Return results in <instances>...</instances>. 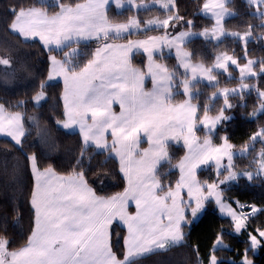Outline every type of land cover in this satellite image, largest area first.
<instances>
[{
  "label": "snow or ice",
  "instance_id": "6c2138e0",
  "mask_svg": "<svg viewBox=\"0 0 264 264\" xmlns=\"http://www.w3.org/2000/svg\"><path fill=\"white\" fill-rule=\"evenodd\" d=\"M110 2L111 0H98L93 3L90 0L88 4H77L75 7L57 4L60 10L52 16H49L47 11L34 6L19 7L18 11L11 10L14 19L10 28L25 39L39 38L48 48L52 45L61 48L74 38L76 40L96 38L107 41L112 30L119 33L128 31L131 27L139 28L140 22L135 18H131L126 24H110L105 8ZM127 2L134 4L135 0H127ZM154 2L166 10H171L175 6V0H154ZM245 3L249 7H254L257 16L264 20V0H245ZM115 6L121 8L122 0H115ZM136 6L143 7L142 4ZM203 9L212 14L214 25L210 30L205 29L199 35L205 38L210 36L216 40L226 34L238 37L245 53L244 58H247V43L252 37V26H249L248 31L243 34L226 33L223 21L226 16L234 14L229 12L227 0L205 3ZM178 20H183V17L168 16L163 20L147 21V24H158L167 29L169 26L176 27L175 22ZM185 23L189 28L193 27L191 20ZM192 35L195 33L181 31L171 38L167 35L161 38L149 37L144 41H128L124 45L105 42L102 47L96 49L94 57L79 69L69 60L76 49L71 53L65 52L64 60H57L55 56L50 57L53 71L49 73L48 79L51 80L54 76H62L64 79V107L67 120L63 122V128L68 129L78 125L83 144L85 146L94 144L100 150L109 147L105 133L111 130L113 138L111 149L120 156V170L127 176L129 187L124 193L110 198L97 196L89 187L83 172L67 177L57 176L51 167L41 172L37 165V157L33 154L28 159L35 178L30 199L35 226L26 244L14 251L9 250L10 242L7 238L0 237V264H129L133 257L167 251L171 246L183 241L185 237L182 228L190 223L186 219L187 210L190 209L191 216L196 218L204 208V201L213 196L216 197L217 203L223 204L217 191L219 184L234 181L240 175L247 176L249 180L254 178L249 172L231 171L233 154L230 151L232 146L227 143V137L223 138L222 147H214L208 137L201 145L194 146L193 117L196 106L191 103V96L192 81L196 80L198 73L212 82L216 81L213 71L228 72L229 64L239 68L240 88L222 89L224 109L221 110L220 115L210 118L206 111L204 119L200 121L211 133L221 121L232 119L223 114L232 107L228 102L229 95L255 87L244 81L250 76L258 75L253 71L257 61L248 60L243 67H240L236 58L221 53L216 57V62L211 68H205L202 64L182 63L186 72L191 71V79L185 75L180 82L189 100L176 106L170 105L175 74L169 73L166 67L160 65H156V70L153 71L152 49L148 47L149 43L154 44L158 39L166 40L170 46L176 45L177 55L180 56L181 45ZM133 48H143L148 53L149 74L153 79L152 91H144V73L131 67L128 54ZM114 49L119 50L122 59L114 58L112 55ZM188 56V53H183L185 59ZM259 63L260 72L264 73V61ZM0 65H10V60L0 58ZM40 88L41 91L33 98L37 105L46 99L43 90L45 85L41 84ZM256 91L258 98L261 99L258 111H264V91L259 89ZM23 103L24 101H20L19 105ZM114 103H118L121 108L118 116L111 111ZM4 113V106L0 105V134L10 137L17 146L22 147L25 130L21 115ZM89 113L91 123H88ZM177 129H179L178 135L184 138L189 154L179 164L181 177L175 189L169 188L164 191L157 178L156 169L161 161L168 158L167 142L170 138H177ZM140 132L147 135L150 147L143 153H137L140 156L139 160H133V151ZM251 139L264 140V129L255 133ZM244 151H247V147ZM224 156L227 157V165L222 164ZM209 162H214L217 175L221 174V169L228 172L224 180H219L218 183H201L196 179V169ZM258 164L259 171L264 172V151L259 154ZM184 189L187 191L188 203H184L181 197V191ZM161 192L163 195L160 194ZM129 200L135 201L137 211L134 215L126 211ZM257 212H264V209L251 206V212L244 214L229 207L228 214L234 222L235 232L240 233L241 230L246 229L249 215H255ZM116 218L127 225L128 237L125 241L127 251L123 260L117 258L110 245L108 228ZM249 242L251 250L264 247V229H256L255 234L250 232ZM218 245H223V240L219 237L214 249ZM249 249L245 250L241 264H252L247 258ZM209 264H220V262L212 254L209 256Z\"/></svg>",
  "mask_w": 264,
  "mask_h": 264
},
{
  "label": "trees",
  "instance_id": "16d2710c",
  "mask_svg": "<svg viewBox=\"0 0 264 264\" xmlns=\"http://www.w3.org/2000/svg\"><path fill=\"white\" fill-rule=\"evenodd\" d=\"M50 1L0 0V58L10 60V65H0V104L6 111L22 114L25 130L22 147L17 146L8 137H0V225H3L0 227V237H6L10 242L9 250L24 245L34 225V212L30 205L33 175L29 156L35 154L40 169L51 167L55 172L64 175L83 172L87 182L99 194L120 193L125 186V179L113 156L107 155L106 151L97 150L92 145L85 146L77 131L66 130L57 124V121L64 116L61 100L62 84L58 80L45 82L49 65L48 53L52 51L60 57L66 47L60 50L47 49L37 38L25 39L10 28L14 19L12 9L18 11L19 7L39 6L51 14L59 7L56 6L57 3ZM76 1L78 0L58 2L73 4ZM201 1L175 0V6L171 10H161L153 6L138 10L137 14L149 18L155 15L164 16L174 11L183 17V20H178L182 27H188L185 21L191 20L193 22L191 28H199L210 23L209 18L199 13ZM227 5L234 14L224 20V28L244 31L252 26V37L247 43V56L257 57V65L261 66L259 62L264 61V43L261 38L264 26L260 23L261 19L252 12V7H249L245 0H228ZM131 12L130 7H125L121 11H116L113 7L107 9L108 19L112 21H125ZM184 47L189 51L193 61L206 65L214 61L218 52H229L238 57L239 61L244 60L242 43L232 36H225L219 41L195 37L185 42ZM168 58L170 61L173 59ZM173 69H178L175 63ZM214 73L219 79L215 85L203 82L193 84V89L197 90L193 100L197 103V110L200 112L205 110V102L211 100L208 95L213 90L218 87L233 86L241 81L233 76L226 77L222 72ZM254 83V88L228 97V102L232 105L229 110L235 112V118L228 122L223 120L213 136V140L217 142V135H225L235 148L253 144L246 155L234 157L236 168L250 166L254 163L251 158L252 151L264 150V140L251 139L259 129H264V111L251 115L261 103L256 89L264 91V73L257 75ZM41 84L45 85L43 90L46 99L35 105L32 98L41 90ZM20 101L24 103L19 105ZM223 101L224 98L218 97L212 103L217 106ZM30 114L36 118L34 123L28 120ZM199 131L198 129L197 132ZM82 152L83 156H81ZM183 152L181 145H168V159L161 163L156 171L164 191L174 186L177 173L172 168ZM198 178L200 181H210L213 179V174L209 175L208 170L201 169L198 171ZM222 192L230 203L237 201L264 209V175L254 176L252 180L239 177L223 188ZM231 227L230 219L219 214L213 204L207 202L199 218L192 224L183 226L185 237L183 241L171 246L167 251L135 257L129 261V264H161L160 260L164 262V259L168 261L169 258L171 259L164 264H208L211 252L218 257L220 264H241L245 250L249 249L247 248L248 232L264 228V212L249 215L246 230L239 235L233 234ZM123 234L124 229L117 225L111 234V244L118 256L122 255ZM217 237L227 243V247L213 249V242ZM250 250L247 255L254 259L255 264H264V247H259L255 254Z\"/></svg>",
  "mask_w": 264,
  "mask_h": 264
},
{
  "label": "rangeland",
  "instance_id": "374dc122",
  "mask_svg": "<svg viewBox=\"0 0 264 264\" xmlns=\"http://www.w3.org/2000/svg\"><path fill=\"white\" fill-rule=\"evenodd\" d=\"M58 1L59 0H51L50 3H57V4H59ZM89 2H90V0H81L79 2H76L73 5L72 4H63V5L75 7V5H77V4H88ZM91 2L95 3V2H98V0H91ZM210 2H214V0H202L201 1V6L199 8V13L202 14L203 16H206L207 18L210 19V23L207 26L206 25H203V26H201L199 28L182 27V25L180 24V22L179 21H176L175 22L176 23V27L173 28V27L169 26L167 29H164V28L160 27L158 24H151V25H149V24H147V21L156 20V19L163 20V19L167 18L168 16H175L177 14L174 11L173 12H168L164 16L155 15V16H152V17H149V18L140 17V15L137 14V11L138 10L150 8V7H153V6L158 7L161 10H166L163 7H161L160 4L155 3L154 0H135V3L134 4H129L127 2V0H122V7L119 8V9L115 6V0H111V2L108 5L105 6V8H106V14H107V9L109 7H113L116 11H121L125 7H130L132 9V12L127 16V19L125 21H121V20H119V21H115V20L112 21V20H109L108 19L109 20V23L110 24H113V25L114 24H126V23H128V21L131 18H135V19H137L140 22L139 28L131 27V28H129L128 31H122V32H119V33H116L115 30H112V31L109 32V38H108L107 41H105L103 39H99L98 40L96 38L80 39V40H76L74 38L72 41L66 42L65 45H63L61 48H56L55 45H52L50 48H53L55 50H60L63 47H66V49H64L62 51V55L60 57L56 56L55 53L52 52V51L48 53L49 65H48V74H47V78H46L45 82H51V81H56V80L60 81L61 84H62V88H63V90H62V99L64 101L65 86H64V79H63V77L62 76H54L53 79H51V80L48 79L49 73L53 71V66H52V62L50 60V57L51 56H55L57 58V60H64L65 59L64 53L65 52L71 53L73 49H76V52L71 57H69V60L72 62L73 66H75L77 69H79V68H82L85 64H87L88 60H90V59H92L94 57V53H95L96 49L98 47H102L105 42L111 43V44H115V45H124V44H127L128 41H144V40H148L149 37L161 38V37H165L167 35L169 38H171V37L176 36L181 31H190L192 33H195V35L189 36L185 40V42H187L188 40H190L192 38H195V37H199V38H203V39H208V40H212V41H219V40H221L225 36H231V35L226 34V35L222 36L219 40H216V39H213L210 36L208 38H205V37L199 35V33L203 32L205 29H209L210 30L213 27V25H214V18L212 16V14L210 12L205 11L203 9V5L205 3H210ZM227 2H228V0H227ZM141 4L143 5V7H137L136 6V5H141ZM227 7H228V5H227ZM173 8L174 7H172L171 9H173ZM228 9H229V12L230 13H233V11L229 7H228ZM252 12L254 14H256V9L254 7H252ZM54 14L55 13H51V14L48 13L49 16H52ZM229 16H231V15H229ZM229 16H226L225 19L227 17H229ZM107 18H108V14H107ZM260 23L264 26V20H261ZM223 24H224V21H223ZM225 31H226V33L239 32V33L243 34L246 31H248V29L247 30H244V31L226 30L225 29ZM136 34H138L139 36H136ZM261 37H264V32L261 34ZM235 38L239 39L238 37H235ZM184 43L181 45V55L180 56L177 55L176 45L173 44V45L170 46L167 43L166 40L158 39L157 41H155L154 44L153 43H149V45H148V47L150 49H152L151 64H152L153 71L156 70V67H155L156 65H160V66L166 67L169 73H174L175 74L174 77H173L172 96H171V99H170V105H172V106L180 105V104L184 103L185 101L189 100V96H187V95L184 94L183 88H182L180 82L184 79L185 75H187L188 78L191 79V71L188 70L186 72V70L182 67V63L188 62V63L194 64V65H196V64H202L205 68H211L215 64V62H216V57L218 55H220L221 53H227L228 55L233 56L234 58H236L238 60V57L232 55L229 52H218L215 55L214 61L210 65H206V64H203L201 62H195V61H193L190 58V53L184 47ZM262 43H264V39H262ZM90 47H92L93 49L90 50L89 49ZM46 48L47 49H50L48 47H46ZM87 50H88V52H87ZM89 50H90V52H89ZM185 52L189 54V56H188L187 59H185L183 57V53H185ZM87 53H88V55H87ZM112 55L116 59H122V54L117 49H114L113 50ZM168 57L173 58L172 61H170ZM243 57H245V53H243ZM128 58H129L131 67H133L135 69H139L141 72L144 73V78H143V89H144V91H152L153 90V79H152V75L149 74V64H150V61H149L148 53L145 52L143 48H133L129 52ZM248 60L258 61V58L257 57H254V56H247V58H244L243 61H239L238 60V63L240 65V67H243L244 64H246ZM174 63L178 66V69H173ZM260 67L261 66H259L257 64L253 66V71H255L258 75L261 74ZM214 72H222V73H224L226 75V77L233 76V77H236V78H238V79L241 80L239 68H237L234 65L229 64V66H228V72H224L223 70H215V71H213L212 74L216 77V81L210 82L205 76H203V75H201V74L198 73L196 80L192 81V85L195 82H203V83L208 84V85H215L219 79H218L217 75ZM229 73H230V75H229ZM256 77L257 76H255V77H251L250 76V77H248L244 81V83H247L250 86H252V85L255 86L254 80H255ZM240 82L237 83L236 85H233V86L218 87L216 90H213L208 95V98H210L211 100L209 102L208 101L205 102V104H206L205 105V110H203L202 112H200V111L197 110V103L193 100V95L196 94L197 90L195 91V89H193V86H192L191 103L196 106V113H195V116L193 117L194 134H195V140L193 141L194 146L201 145L203 143V140L206 137H208V138L211 139L212 145L214 147H222L223 146V144H224L223 138L225 137V135H217V138H216L217 142H215L213 140V136H215L216 131L219 130V127L222 125V121L214 129H212L211 133H209V129L206 128L203 124H201L200 121L204 119V116H205V112L206 111H207L208 117H210V118H214V117L220 115L221 110L224 109V101L222 102L221 105L214 106V104L212 103L213 100L216 99V98H218V97L224 98V96H223V94L221 92V90L224 89V88H228V89H239L240 88ZM249 89H246V90H249ZM246 90H244V91H246ZM40 91L41 90H39L38 92H40ZM38 92L35 94V96L38 94ZM214 93L216 95H214ZM240 93L241 92H238L236 94H240ZM233 95H235V94H233ZM35 96H33V98ZM33 98H32V101H33V104H35ZM35 105H37V104H35ZM260 106H261V103L257 107L256 111H254V113H251L252 116H254L258 112H260V111H258V109L260 108ZM228 110L229 109H227V110L224 111V113H223L224 116H226V115H228L230 113H233L235 115V112L234 111H232V110H229L228 111ZM111 111L113 113H115L117 116L120 115L121 108H120L119 104L118 103H114L111 106ZM15 113H19L21 115V117H23L20 112H16V111L10 112V111H6L5 110V113L4 114L7 115V114H15ZM28 120H29L30 123H34L36 121V118H35V116L33 114H30L28 116ZM66 120H67V117L65 115L64 116V119H60V120L57 121V124L60 125L63 128V126H62L63 125V122H65ZM22 121H23V118H22ZM88 123H91V119L90 120L88 119ZM198 129L200 130L199 132H197ZM66 130H69V131H78L80 133L81 138H82V134L80 132V129H79V126L78 125H73L71 128H68ZM260 130L261 129H259L258 131H260ZM178 133H179V129H177V138L176 139H171L170 138L168 140V142H167V152H168V145L169 144L181 145V147L184 150L182 156L173 165L172 170L176 171L177 178H176V181L174 183V186L171 189H175L176 184L180 180V177H181V171H180V168H179V164L184 159V157L189 154V149H188V147L184 143L183 136L178 135ZM1 136L2 137H8V136H6L4 134H0V137ZM8 138H10V137H8ZM105 139L107 140V144H108L109 147L103 149L102 151H106L107 155L113 156L116 159V161L119 164V170H120L121 169L120 156H118L116 154V152L115 151H112V149H111V146H112V143H113V138L111 136V130H109L108 132L105 133ZM82 140H83V138H82ZM227 143L232 146V144L228 140H227ZM89 145H92V146L95 147L94 144H89ZM117 147H119V146H117ZM149 147H150V144L148 142L147 135L145 133H143V132H140L139 133V140H138V143H137V145H136V147H135V149L133 151L132 159L133 160H139L140 159V156L137 153H143V151L146 150V149H149ZM246 147H247V151H244V149ZM251 147H253V144L252 143H249V144L245 145L244 147H240V148H235L233 146L231 147L230 151L233 154V159H232L233 167H232L231 171H233L235 173H245V172H249V173H252L253 174V177L254 176H258V175H264V172H260L259 171V164H258L259 154L261 153V151H264V150L252 151L251 158L254 161V163H251L250 166H245V168H236L235 167L234 157L235 156L246 155L248 152H250V150H251L250 148ZM97 150H100V149H97ZM166 160L161 161V163L165 162ZM160 164L157 165V169L160 166ZM222 164L223 165H227L228 164V160H227V157L226 156H224L222 158ZM30 168H31V165H30ZM157 169H156V171H157ZM201 169L202 170H208L209 175L212 173L213 174V179L210 180V181H208V180L200 181L199 178H198V171L201 170ZM44 170L45 169H40L41 172H43ZM31 171H32V169H31ZM210 171H211V173H210ZM120 172H121V170H120ZM220 172H221V174L220 175H217V169L215 167L214 162H209V164H207V165H201L199 168H197L195 175H196V179L198 181H200L201 183H213V182H217L218 183L219 180H224V178L228 175V172L227 171H224L223 169H221ZM54 173L57 176H61V177H67V176L72 175V174L62 175V174L56 173L55 171H54ZM121 174L123 175V177L125 179V186H124V189L120 193H114V194H99V193H97L95 191V189L93 188L92 185H90L88 182L87 183H88L89 187H91L94 190V192L96 193L97 196L104 197V198H110V197H113V196H116V195H119V194L124 193V191L129 187V183H128L127 176L123 172H121ZM206 174H207V172H206ZM210 177H212V176H210ZM239 177H245V178H247V176H243V175L238 176V178ZM33 178H34V176H33ZM234 181H228V182H226L224 184H219V188H218L217 191L219 192L220 199L223 202L222 205L220 203H217L216 197L213 196V197L207 199L206 201H204V208L200 211V213H198V216L196 218H193L191 216L190 209L187 210L186 219L190 223L189 224H186V225L192 224L193 223V220L195 222L199 218V216L201 215V213L203 212V210L205 209L207 202H211L219 214H221L222 216H226V217H228L230 219V221L232 223V227H231L230 230H231V232L233 234L239 235L243 230H246V229H243V230H241L240 233H236L235 232V225H234V222H233L231 216L228 214V208L230 207L233 211H237V212L242 211L244 214H249L251 212V205H244V204L239 203L237 201H234V203H230L229 201H227L225 199V197L223 196V192H222V189L223 188H225L226 186H228L229 184H231ZM34 186H35V178H34ZM34 186H33V190H34ZM167 190H165V191H167ZM160 194L163 195V192H161ZM205 195H206V192H205ZM181 197L183 198L184 203H188V196H187L186 189H184V190L181 191ZM192 206L193 207L195 206L194 203L192 204ZM243 206H249V207H243ZM126 211L129 214H132V215H134L136 213L137 209H136V206H135V201H133V200H129L128 201L127 207H126ZM116 225L119 226V227H122L123 229H125V234L123 235V238L121 240V243L123 245V248L121 250V254L122 255L118 256L117 253H115V251L112 249L113 248L112 246H111V249H112V252L117 256L118 259L123 260L125 254H126V251H127V249L125 247V241H126V239L128 237L127 225H125L121 220H119V218H116L109 225V228H108V231L110 233V238H111V234H112L113 228ZM246 225H247V221H246ZM34 226L35 225H33L32 230L34 229ZM182 231H183V229H182ZM249 233L250 232H248V235H247V240H248V242H247V248H249V243H250L249 242ZM251 233L255 234V232H251ZM117 237H118V234L116 236V239H117ZM216 240H217V238L213 242V246H212L213 249H214V245L216 243ZM110 241H111V239H110ZM226 244L227 243H225L223 241V245H218L215 248H217V247H225ZM24 245H22V246H24ZM110 245H111V243H110ZM22 246H20V247H22ZM17 249H15V250H17ZM10 251H14V250H10ZM257 251H258V248L255 249V250H250V252L253 253V254L257 253ZM212 254H214V253L211 252L210 255H212ZM133 258H135V257H133ZM243 258H244V256L241 258V261H242ZM247 258H248V260L252 261V264H255V261H254V259L252 257H250V256L247 255ZM170 259L171 258H169L168 261ZM164 260H165L164 262L167 261L166 259H164ZM217 260H218V257H217ZM164 262H162L161 260L159 261V263H161V264H164ZM208 264H209V259H208Z\"/></svg>",
  "mask_w": 264,
  "mask_h": 264
},
{
  "label": "crops",
  "instance_id": "0c3cea01",
  "mask_svg": "<svg viewBox=\"0 0 264 264\" xmlns=\"http://www.w3.org/2000/svg\"><path fill=\"white\" fill-rule=\"evenodd\" d=\"M79 1H81V0H78V1H76V2H79ZM75 2V3H76ZM75 3H73V4H75ZM72 4V5H73ZM34 7H36V8H40L39 6H34ZM41 9H43V8H41ZM44 10V9H43ZM59 11V9L56 11V12H58ZM56 12H54V13H56ZM38 40H39V38H37ZM41 42V41H40ZM42 43V42H41ZM43 44V43H42ZM62 90H63V88H62ZM61 100H62V104H63V109H64V116H65V107H64V101H63V99H62V93H61ZM64 116H63V118L62 119H64ZM88 119L90 120L91 118H90V113H89V117H88ZM60 126V125H59ZM61 127V126H60ZM78 132V131H77ZM79 133V132H78ZM80 134V133H79ZM82 139V138H81ZM44 169H46V168H44ZM57 173V172H56ZM59 174V173H58ZM33 175V174H32ZM62 175H64V174H62ZM67 175H69V174H67ZM33 186H34V178H33ZM32 191H33V189H32ZM124 234H125V229H124ZM123 234V235H124ZM122 238H123V236H122ZM111 239V238H110ZM110 243H111V241H110ZM111 246H112V244H111ZM113 249V248H112ZM114 250V249H113Z\"/></svg>",
  "mask_w": 264,
  "mask_h": 264
},
{
  "label": "water",
  "instance_id": "95a60500",
  "mask_svg": "<svg viewBox=\"0 0 264 264\" xmlns=\"http://www.w3.org/2000/svg\"><path fill=\"white\" fill-rule=\"evenodd\" d=\"M226 117H231L233 119V118H235V115L233 113H230V114L226 115ZM232 119H230V120H232ZM230 120H225V121L228 122Z\"/></svg>",
  "mask_w": 264,
  "mask_h": 264
}]
</instances>
